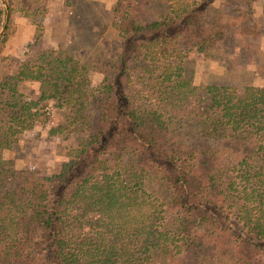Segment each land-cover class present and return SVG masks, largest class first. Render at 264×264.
<instances>
[{"label":"trees","instance_id":"trees-1","mask_svg":"<svg viewBox=\"0 0 264 264\" xmlns=\"http://www.w3.org/2000/svg\"><path fill=\"white\" fill-rule=\"evenodd\" d=\"M7 1L10 23L43 24L37 0ZM216 1L115 0L120 52L92 65L98 86L61 42L0 71V264H264V98L196 84L195 63L178 59L212 55L228 28L260 33L264 0ZM49 103L62 119L50 132L72 140L44 175L5 154ZM192 126L211 143H186Z\"/></svg>","mask_w":264,"mask_h":264},{"label":"rangeland","instance_id":"rangeland-1","mask_svg":"<svg viewBox=\"0 0 264 264\" xmlns=\"http://www.w3.org/2000/svg\"><path fill=\"white\" fill-rule=\"evenodd\" d=\"M114 1L73 0L72 6L66 0H37L45 15L43 24L31 27L18 20L10 23L8 19L5 33L0 38V41L3 40L0 42V71L8 70L38 46H55L61 42L77 59L87 64L91 84L98 86L101 75L93 70L92 65L103 60H113L120 52L119 39L108 27ZM0 3L4 15L1 0ZM216 4L225 9L220 0ZM251 19L258 25V35L237 36L233 34L232 28H228L225 39L212 55L205 56L193 49L178 55L180 60L190 59L195 63L196 84H223L236 87L240 92H244L247 87L251 96L264 98V20L261 1L255 3ZM103 26H107V29L100 35ZM28 74L34 75L30 66ZM34 87L30 81L22 85L23 91L29 95ZM50 109L48 120L38 122L32 130L26 131L17 148L5 154L14 159L18 168L35 169L50 175L58 172L65 161V149L72 139L50 132V129L62 123L56 109ZM183 140L198 148L211 143V139L194 126L183 129ZM97 179L98 176H95L83 189L80 205L88 206Z\"/></svg>","mask_w":264,"mask_h":264},{"label":"water","instance_id":"water-1","mask_svg":"<svg viewBox=\"0 0 264 264\" xmlns=\"http://www.w3.org/2000/svg\"><path fill=\"white\" fill-rule=\"evenodd\" d=\"M1 2H2L3 7H4V15H3V23H2V26L0 28V38L5 33L6 26H7L8 19H9V6L7 3V0H1Z\"/></svg>","mask_w":264,"mask_h":264},{"label":"built area","instance_id":"built-area-1","mask_svg":"<svg viewBox=\"0 0 264 264\" xmlns=\"http://www.w3.org/2000/svg\"><path fill=\"white\" fill-rule=\"evenodd\" d=\"M47 110V113L49 114L51 112V109L50 108H46Z\"/></svg>","mask_w":264,"mask_h":264},{"label":"crops","instance_id":"crops-1","mask_svg":"<svg viewBox=\"0 0 264 264\" xmlns=\"http://www.w3.org/2000/svg\"><path fill=\"white\" fill-rule=\"evenodd\" d=\"M51 105H52V104H51V103H49V104L47 105V108H52V107H51Z\"/></svg>","mask_w":264,"mask_h":264}]
</instances>
